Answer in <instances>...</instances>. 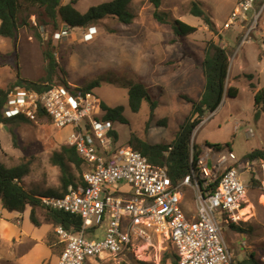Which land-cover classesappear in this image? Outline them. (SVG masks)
Returning <instances> with one entry per match:
<instances>
[{"label":"rangeland","instance_id":"1","mask_svg":"<svg viewBox=\"0 0 264 264\" xmlns=\"http://www.w3.org/2000/svg\"><path fill=\"white\" fill-rule=\"evenodd\" d=\"M71 1L62 0L63 3ZM108 1L112 0H77L75 7L86 12L91 6ZM237 2L161 0L158 10L166 13L169 20V23H161L154 14L156 7L152 0H133L128 5L134 15L131 24L126 25L117 17L109 16L88 28H70L61 22L57 25L48 20L41 8H24L19 17L30 24L19 29L17 52L12 39L0 36V53L3 54L0 63L3 66L9 64L13 74L19 69L21 77L27 80L43 81L49 65L44 52L50 50L57 63L51 84L65 85L67 82L85 87L96 82L98 86L92 91L101 103L122 107L127 122L115 121L113 129L118 133L116 146L125 147L132 134L153 144L171 143L192 112V104L182 95L198 100L204 92L205 76L200 64L208 43L214 41L227 46L229 70L239 69L240 75L232 84L238 88V95H227L216 111H206L204 122L196 127L192 138L201 148L206 142L220 144L223 149L231 150L243 159L253 150H264V108L256 110L254 100L256 88L264 87V23L262 21L251 35L247 34L249 22H236L225 28L224 23ZM195 7L204 10L213 22V28L193 14ZM249 15L252 16L251 12ZM174 19L196 26L197 31L187 36L178 35L172 26ZM36 32L41 39L36 37ZM8 72L0 73V81ZM140 81L149 87L153 100L157 102L154 110L148 100L143 101L139 112H134L129 105L130 84ZM50 122L48 118L40 117L38 122L12 123L7 124L8 127L0 123V161L7 166L30 162L31 172L25 177L24 185L37 192L60 185V168L52 164L50 158L63 145H68L67 136L72 130L71 126L56 128ZM238 123H241L239 127ZM249 128L253 129L251 136L247 133ZM241 176L246 180L251 173L243 171ZM187 196L188 212L195 214L196 193L189 189ZM30 209L28 207L27 211ZM242 209L244 213H240L241 220L234 223L235 226L220 222L223 236L236 263L255 252L264 264V190L258 184L253 183L249 188L247 202ZM36 211L39 215L46 214L43 206ZM16 220L5 212L0 213V251L3 255H8L6 253L20 245L17 237L10 238L8 230L5 231L9 225L4 222ZM41 220L55 241L54 226L44 217ZM95 230L97 236H103V228L98 226ZM140 247L144 249L139 253L110 256L104 262L90 258V262L88 260L85 264H138V261L162 264L163 254L173 251L170 243L159 233L153 235L152 243H143ZM32 256L37 262L47 256V251L38 247L29 257ZM53 261L49 259L43 264ZM26 264L33 263L30 260ZM167 264L171 261L168 260Z\"/></svg>","mask_w":264,"mask_h":264},{"label":"built area","instance_id":"2","mask_svg":"<svg viewBox=\"0 0 264 264\" xmlns=\"http://www.w3.org/2000/svg\"><path fill=\"white\" fill-rule=\"evenodd\" d=\"M263 15L264 0H238L224 27L249 22L247 34L251 35L264 23ZM2 111L7 118L24 115L38 122L46 117L56 128L73 127L68 144L75 145L85 160L83 183L70 185L64 196L41 197L45 207L83 218L77 232L62 225L55 227L64 243L59 264H85L90 258L136 253L143 243H152L156 233L170 243L178 264H236L220 222L239 223L253 180L264 190V159H241L231 150L208 143L195 156L192 138L190 172L173 182L166 165L150 163L132 146L113 151L112 122L98 115L102 111L100 99L92 90L70 83L51 84L43 91L16 86ZM247 133L253 135V129ZM243 171L251 177L244 180ZM120 183L128 185L131 193L123 195ZM189 189L196 193L195 214L188 212ZM104 223L102 237L87 236L90 227Z\"/></svg>","mask_w":264,"mask_h":264},{"label":"trees","instance_id":"3","mask_svg":"<svg viewBox=\"0 0 264 264\" xmlns=\"http://www.w3.org/2000/svg\"><path fill=\"white\" fill-rule=\"evenodd\" d=\"M132 1L112 0L91 6L86 12H81L75 7L77 0H72L68 3H63L62 0H0V36L12 39L15 52H17L19 29L22 25L30 24L25 18H20L19 14L22 9L28 7L41 8L49 21H53L57 25L60 22L67 24L70 28H88L109 16L117 17L119 22L126 25L131 24L134 15L129 11L128 5ZM152 1L156 7L154 12L156 18L161 23H169L167 14L158 10L161 5V0ZM192 12L194 15L204 19L213 28V22L206 16L203 9L195 7ZM172 26L176 33L182 36H187L197 31L196 26L186 23L181 19H174ZM36 37L38 39L41 37L38 32H36ZM44 53L45 57L49 60V65L47 75L43 78V81L27 80L21 77L20 71L17 69V80L10 83L6 88H0V123L7 125L30 122L24 115L7 118L3 115L2 108L7 103L9 92L16 86L38 91H43L50 87L57 63L50 50L46 49ZM2 56L3 54L0 53V59ZM200 65L205 76V89L201 98L198 100L187 95H182L185 100L192 104V112L181 125L177 137L171 143L153 144L132 134V138L128 144L147 157L150 163L166 165L173 182H178L190 172V145L192 134L203 120L206 111H216L225 96L236 97L239 92L235 86H228L230 56L227 46H221L214 41H210L205 49V56ZM64 84L67 85L68 83L66 82ZM96 86H98V83L93 82L81 88L84 91H89ZM253 87L255 86L253 85ZM128 98L129 105L134 112L140 111L144 100L149 101L152 110L157 106V102L153 100L150 94L149 87L141 81L130 84ZM254 100L256 110L262 107L264 108V87L255 92ZM101 106L105 111V117L103 116V119L121 121L122 123L127 122L123 117L122 107H110L105 103H101ZM39 114L43 116L42 113ZM110 133L114 135V141H116L118 136L117 132L111 131ZM209 145L221 148L220 144ZM201 152L202 148L195 144V156H198ZM247 157L250 159H264V150H253L247 154ZM50 160L52 164L60 168V185L57 188H50L41 192H37L34 189H27L24 185L25 177L31 172L30 162H21L17 165L7 166L0 161V199L2 200L3 207L9 211L23 212L28 205H31V220L36 226H40L41 224L36 217V207L42 204L41 196L61 197L68 192L70 185H77L78 182L83 183L82 174L85 160L79 155L75 145H63L59 151L53 153ZM253 183L259 184V181L253 180ZM46 209L48 218L55 225L60 224L73 232H77L81 228L83 218L80 214L50 207H46ZM233 226L235 225L233 224ZM168 260L171 261V264H178L174 251H166L163 254L162 264H167ZM138 264L153 263L138 261ZM236 264H261V261L257 253L252 252L247 258L237 261Z\"/></svg>","mask_w":264,"mask_h":264},{"label":"crops","instance_id":"4","mask_svg":"<svg viewBox=\"0 0 264 264\" xmlns=\"http://www.w3.org/2000/svg\"><path fill=\"white\" fill-rule=\"evenodd\" d=\"M235 64L237 66L239 65L238 63H235ZM9 69H10L9 64L3 66L0 63V73H5V72L9 71L8 75H6L4 80L0 81V88H6L10 83L15 82L18 78V73L13 74ZM239 75L240 74H239L238 67H236L234 69L230 68L229 73H228V85L233 86L232 84L237 80L236 77H239ZM254 88H256V87H254ZM256 91H258V88H256L255 92ZM98 115L104 116L105 111L102 109V111H99ZM42 119H44V117H42ZM104 120H109L112 122V129L109 131V134H111L110 133L111 131H116L113 129V122H115V121H112L110 119H105V118H104ZM6 127H8V125H6ZM71 129H72L71 130V132H72L73 127ZM71 132L69 133V135L71 134ZM69 135L67 136V144H68ZM111 135H113V134H111ZM117 135H118V133H117ZM113 137H114V135H113ZM114 142L115 143H113V144L115 145L116 150L114 149L113 151H117L119 149V147L116 146L117 140ZM207 143L208 142H206V144ZM128 144H129V142H128ZM208 144H210V143H208ZM110 151H108V153ZM245 157H247V155ZM255 159H259V158H255ZM118 187L122 191L121 193L123 195H128L131 193L130 187L124 183H120L118 185ZM41 206H43L46 209V207L43 204L37 206L36 208L41 207ZM28 207L31 208L29 212L27 211ZM31 210H32V206L28 205L23 212L9 211L3 207L2 200L0 199V213L5 212V213L9 214V216L15 217L17 219L16 222H12V221L11 222L10 221L4 222V223H6V225H9V228L5 230V231L8 230L7 236L10 238L17 237L19 239V243H20V245H18L15 250H12L11 252L6 253L8 255H3L2 252L0 251V262H4L5 264H26L27 262H30V260H31V262L33 264H43L44 262H46V261L48 262V260L51 259V260H54L53 262H56L57 264H59V258H60V255L62 253V250L64 248V243L61 242V240L59 239V236L55 231V227L60 225V224L55 225L54 222L48 218L47 209H46V214H44V216L39 215L36 211V217L38 218V220L41 223L40 226H36L33 224L32 220H31ZM42 217H44L45 220L48 221L47 223H51V225L54 226L55 237H56L55 241H54V239H52L50 237L49 233H47L48 232V229H46L47 225L44 222H42V220H41ZM20 220H21V224L19 225L18 223ZM1 221H4V220L2 219ZM106 226H107V223H104L103 225L100 226V228H103L104 233H105ZM96 228L97 227H90L88 229L89 230L88 231V237L90 239L100 238V236L96 235V230H95ZM104 233H103V235H104ZM38 247L44 248V250L47 251V256L40 258L37 260V262H35L33 260V256L32 257H29V256L31 255V252L33 251V249L38 248ZM54 253H56V254H54ZM107 257H110V256L104 255L102 257V259H97V261H103L104 262V261H106Z\"/></svg>","mask_w":264,"mask_h":264},{"label":"bare ground","instance_id":"5","mask_svg":"<svg viewBox=\"0 0 264 264\" xmlns=\"http://www.w3.org/2000/svg\"><path fill=\"white\" fill-rule=\"evenodd\" d=\"M240 213H241V215H243V209L241 210ZM143 249H144V247H140V248L138 249L137 253L141 252Z\"/></svg>","mask_w":264,"mask_h":264}]
</instances>
